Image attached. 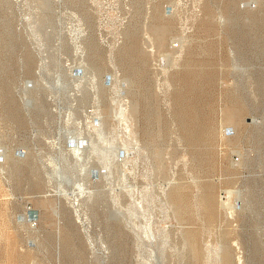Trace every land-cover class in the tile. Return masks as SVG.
Segmentation results:
<instances>
[{"label": "rangeland", "instance_id": "rangeland-1", "mask_svg": "<svg viewBox=\"0 0 264 264\" xmlns=\"http://www.w3.org/2000/svg\"><path fill=\"white\" fill-rule=\"evenodd\" d=\"M0 264H264V0H0Z\"/></svg>", "mask_w": 264, "mask_h": 264}, {"label": "bare ground", "instance_id": "bare-ground-1", "mask_svg": "<svg viewBox=\"0 0 264 264\" xmlns=\"http://www.w3.org/2000/svg\"><path fill=\"white\" fill-rule=\"evenodd\" d=\"M138 50V49H137ZM136 53V52H135ZM194 108V107H193ZM197 110V109H196ZM195 111V110H194Z\"/></svg>", "mask_w": 264, "mask_h": 264}]
</instances>
